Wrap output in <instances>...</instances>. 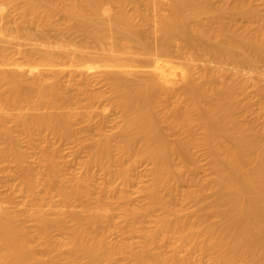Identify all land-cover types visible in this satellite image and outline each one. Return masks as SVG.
Here are the masks:
<instances>
[{
    "label": "bare ground",
    "instance_id": "bare-ground-1",
    "mask_svg": "<svg viewBox=\"0 0 264 264\" xmlns=\"http://www.w3.org/2000/svg\"><path fill=\"white\" fill-rule=\"evenodd\" d=\"M56 13L83 44L38 36ZM88 43L104 57L88 55ZM194 47L256 71L264 8L250 0H0V161L17 180L0 197V264H264V88L221 64L199 66L187 56ZM89 63L119 110L116 132L75 143L87 152L83 167L102 171L96 193L88 178L62 175L59 148L42 134L59 142L103 127L94 120L102 93L73 106L74 87L62 78L85 77ZM16 130L40 145L35 162L17 147ZM196 146L207 157L204 177L195 175ZM143 160L150 177L136 205L111 179L128 184ZM15 190L22 199L11 207ZM54 195L58 205L82 204L45 208ZM112 197L123 205L119 220L109 214Z\"/></svg>",
    "mask_w": 264,
    "mask_h": 264
},
{
    "label": "rangeland",
    "instance_id": "rangeland-1",
    "mask_svg": "<svg viewBox=\"0 0 264 264\" xmlns=\"http://www.w3.org/2000/svg\"><path fill=\"white\" fill-rule=\"evenodd\" d=\"M218 2L219 0H215ZM253 4L257 5L262 11H263V3L264 0H250ZM150 18V24L155 22L156 15L154 12H151L149 15ZM53 20V22H52ZM103 22H105L106 19L104 17L101 18ZM236 23H244V19L241 16H237V19H235ZM43 31V34H41ZM35 33L34 35H36ZM39 34L48 36L49 39L57 41L59 40L60 42L63 41L65 42L66 45H68V42L71 43L69 44L68 48L72 47V43L75 44H83L84 40L82 36L77 35L76 33L72 32L65 23L63 22L62 17L60 14L56 13L53 16H51V23L45 26V29L43 28ZM46 36V37H47ZM105 38L106 41H110V37L106 36ZM153 41V40H151ZM154 42V41H153ZM151 42V49L157 50V48H154L153 46L156 44L154 42ZM175 44V45H174ZM88 50L89 52L87 53L88 55H92L94 57H99L102 58L104 57L103 53L99 51L96 47L92 45V43H88ZM153 45V46H152ZM176 45L180 46L179 43H173V47L171 45L172 51H174V57L179 56L181 53V50H178L179 47H175ZM73 46V47H74ZM72 47V48H73ZM176 48V50H174ZM71 49V48H70ZM152 49V50H153ZM159 50V49H158ZM157 50V51H158ZM170 52L171 54L173 52ZM180 53V54H179ZM179 54V55H176ZM187 56L191 57L194 59L196 64L202 67H207L211 66L213 69H218L221 64L222 66H225L229 69V71L236 72L241 78H246L247 81H257L262 88H264V63L259 62L257 63L256 71L252 70L251 68L247 67V65L243 64H237L234 65L233 63H219L215 57H212L208 53L206 54L205 51H203L200 47H194L190 49L187 52ZM180 60H182L180 58ZM193 61V62H194ZM208 68V67H207ZM254 68V69H255ZM261 75V76H259ZM63 80H70V84L74 87L72 91V98L71 101L73 102V106L79 105V104H86V94L87 93H94V92H101L102 97H101V102L100 100L96 101V104L98 105L97 102H99L100 106H104L105 109L102 110L103 114L102 116L100 114H97L94 116V120L97 121L99 118L102 117V121H104L103 127L98 128L96 126H92V128H89V130H79L76 133L75 137L68 138V139H63L61 141H55L54 137L50 134L45 135V133H42L44 137H46L48 143L51 146L58 147L60 156L58 160L64 165V170H63V176L68 177L71 173H75L77 176L85 177L88 178L92 191L96 193L99 189V184L103 180V174L102 171L91 166L89 168L83 167V161L85 160L87 156V152L85 149H80L76 151L75 149V143L81 142V143H86L87 142V137L88 136H93L96 137L100 132H105V133H114L116 132V122L118 121V107L108 103L109 101V88L108 85L101 79L100 77V71L99 67L95 64H88L87 70H86V76L85 77H80V76H74L70 77L69 75H64ZM66 82V81H65ZM78 89H81L83 92H79ZM248 95L249 99L251 100L252 107H253V113L250 114V116H254L257 106H258V97L253 94L252 92V87H248ZM100 110V107L98 108ZM255 110V111H254ZM169 132L166 128L164 129V133L166 134ZM18 136V144L17 147L25 153L26 160L27 161H36L37 154L39 152V147L40 145L34 144L33 146H29L27 142L25 141L24 137L22 134L16 130L14 132ZM170 133V132H169ZM197 136H200V133L197 131ZM167 137L170 138V135L168 133L166 134ZM263 147H264V138L261 141ZM199 148V147H198ZM196 147H194L195 153L198 156V168L195 170V175L197 177H204L205 174L208 172L207 170V157L205 156V153H201V151ZM199 151H198V150ZM4 163L0 161V197H4L8 185L12 184L13 186L17 184V180L13 178L12 176H9L7 172H5L2 168V165ZM9 165V163H7ZM12 165V163H10ZM9 167V166H8ZM7 169L9 170V168ZM149 164L146 161H140L138 165L135 167V170L132 172L131 180L129 181L128 184H123L121 179L117 176H114L111 179V183L115 186L117 190H125L130 194L131 202L136 204V205H141L143 203V197L141 195V191H138L139 189L142 188V186L148 181L150 174L148 170ZM11 169L13 168L10 167ZM9 171V173H12V171ZM13 170V169H12ZM186 184L184 182L181 183V189H184ZM40 188V187H39ZM12 201L11 203L7 202L8 206L15 207L16 202H19L22 199V193L18 192L17 190L14 191L12 194ZM45 208H52L57 206L58 204H61L60 198L58 195H54L52 197V200H46L45 201ZM109 202L111 204V209L109 210V214H113L115 216V219H121V212L123 205L121 202H119L115 197H112L109 199ZM57 204V205H56ZM69 205H58L57 207L61 206L63 209H79L80 205L82 204L80 200H72L69 201ZM183 206L187 207L188 209H191L194 206V202L190 199H185L183 201ZM151 217H146L143 221V226L149 227L151 226ZM113 236V235H112ZM114 238V237H113ZM133 239L137 240L138 237L137 235L132 236ZM61 264H65L64 261L61 259Z\"/></svg>",
    "mask_w": 264,
    "mask_h": 264
}]
</instances>
